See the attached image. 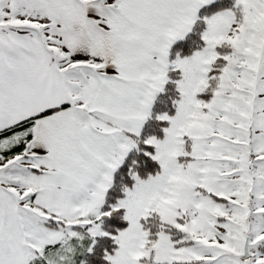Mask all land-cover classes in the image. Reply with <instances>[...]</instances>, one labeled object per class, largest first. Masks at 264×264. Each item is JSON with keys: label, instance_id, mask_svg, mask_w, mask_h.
Listing matches in <instances>:
<instances>
[{"label": "snow or ice", "instance_id": "snow-or-ice-1", "mask_svg": "<svg viewBox=\"0 0 264 264\" xmlns=\"http://www.w3.org/2000/svg\"><path fill=\"white\" fill-rule=\"evenodd\" d=\"M0 264H264V0H0Z\"/></svg>", "mask_w": 264, "mask_h": 264}]
</instances>
